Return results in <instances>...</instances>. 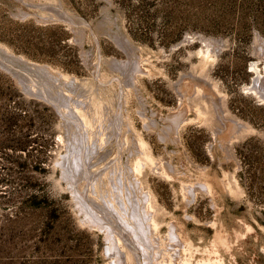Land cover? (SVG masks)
Instances as JSON below:
<instances>
[{"label":"rangeland","instance_id":"374dc122","mask_svg":"<svg viewBox=\"0 0 264 264\" xmlns=\"http://www.w3.org/2000/svg\"><path fill=\"white\" fill-rule=\"evenodd\" d=\"M263 40L264 0H0V264L111 263L76 194L86 182L64 172L79 131L103 142L95 193H115L117 163L127 204V184L140 205L149 192L155 264L172 241L191 264H264V102L247 88Z\"/></svg>","mask_w":264,"mask_h":264},{"label":"bare ground","instance_id":"6f19581e","mask_svg":"<svg viewBox=\"0 0 264 264\" xmlns=\"http://www.w3.org/2000/svg\"><path fill=\"white\" fill-rule=\"evenodd\" d=\"M59 7L60 8L57 10L58 14H59V16H61L63 18L64 17V13L62 11H60L61 10V6H59ZM65 14H67V13L65 12ZM67 15L72 19V17L69 14H67ZM263 44H261V45H263ZM215 45L217 46V44H215ZM207 51H208V48H207ZM120 64L124 65V63H120ZM252 67L254 69V77L252 78V81H251L250 85L247 86V88H248L249 92L252 95H255L256 97L260 98L264 102V73L261 72V69L257 68L255 63L252 65ZM199 90L200 89H198L197 91H199ZM200 92H198V93H200ZM52 100L53 99H51V101ZM65 105H63V103H61V102L59 103V105L55 104V106L57 107V109L61 113V115H64L63 114L64 111H67L68 115L70 113H72V112L66 110L67 108L65 107ZM218 111H219V109H218ZM217 114H219V112H217ZM74 115H75V113H74ZM219 116H221V115H219ZM69 117H71V116L69 115ZM79 118L81 119V122H83V124L86 125L85 124L86 122L82 119V117L79 116ZM118 118H117V120H118ZM72 120H73V118H72ZM99 122H100L99 124L101 126L102 119L99 120ZM118 122H119V120H118ZM111 124H112V122H110V120H109V128L108 129H109V131L112 132V127H111L112 125ZM237 124H238V122L233 121V120H229L228 126L229 127L231 126V127H233V129L236 130L237 128H235V127H236ZM100 126H99V128H100ZM171 126L169 125V127H171ZM107 127H108V125H107ZM78 128H77L78 130H81L79 126H78ZM170 129H173V128H170ZM111 132H109V135L112 134ZM79 133H80V142H81L80 144L81 145H78L79 142H77V141L79 139L78 140L76 139L75 141L77 142V145L79 147L78 150L76 149V152H75L73 149H71V151L75 152V155L72 156L71 160H69L64 155L65 158H63L62 163H63V165L65 167V171L64 172L69 177V179H70L69 182H70V184L73 187H75L77 185L76 183L79 182L82 179H84V181L86 182V183H84L86 186L84 187V190H82L81 192L79 190L75 189L76 190V194L78 195V199H79L80 205H82L81 207H83V211L85 213V219L90 223V225L95 226L96 228H99L100 230L102 229L106 233V237L108 238L109 243H110L107 247H108L109 252H111V254H112L111 255V257H112L111 263H107V264H142V262H143V264H155L154 263V262H156L155 261V259H156L155 253H161L162 251L159 250L158 248H156L157 250H155V248H154L155 244L153 243V239H151V237L148 236V235H150L149 233H152V232H150V230L152 231V227L150 228V225H144L143 224V220H144L143 217L144 216L146 217L145 219H147V220L149 219V221L152 219L151 216H150L151 215L150 214L151 207H150V202H149V197H148L149 196L148 195L149 192H148V194L144 193V195H145V200L143 199L144 200L143 201L144 204L140 205V202H139L137 196L135 197V195H134V197L132 198V196L129 195V193H131L132 189L134 191V187H135V186H133L134 184L131 183L132 184L131 186L127 184L125 192L128 191L126 193L127 194L126 198H128V201H129L128 202L129 205H128L126 203L125 198L123 197V195H122V197H120V194H119L120 193L119 189L121 187L123 188L122 185H123L124 182H123V179L121 178V175L119 174L118 166H117L119 164L117 163L116 165L112 166L110 172H111V175L113 174V176L117 174L116 177H118L117 180L119 181V185L120 186H117V184H115L116 181L112 182L113 189H114L113 192L115 191V193L113 195L110 194L111 195V199L109 198V196H110L109 194H108L109 195L108 197L105 195L106 192L105 193H103V192L95 193V192H97V188L100 186V182H99L100 178L96 177V175H100L101 170H100V172H98V171H99V169L101 167L100 168L99 167L95 168L96 165L93 162V160H92L93 158L92 157H94L95 155L97 156V153L100 152V149L102 147V143L103 142L101 144L97 145V143H95V141H92L91 144L87 142L88 145H87V143L85 145L84 140L82 138L81 131H79ZM84 133H87V132H84ZM87 134H89V133H87ZM100 134H102V133H100ZM93 136H94V133H93ZM93 136H90V137L93 138ZM73 145H71L72 148L74 147ZM84 149H85V151H83ZM68 151H70V150H68ZM69 155H71V154H69ZM141 164H142L141 160H139V159L136 160L134 168L135 169H140ZM159 170L161 172H163L162 169H158V171ZM112 178H114V177H112ZM113 180H115V179H113ZM120 182H121V184H120ZM139 187H140V185H139ZM121 193L123 194V191ZM112 197H114V199H112ZM77 202H78V200H77ZM130 211H131V213H130ZM140 213L143 214V217L141 216L142 214L140 215ZM130 214H131L132 217L130 216ZM148 216H150V218H147ZM131 219H134V222H132ZM154 224L151 222V225H154ZM139 226L141 227V230L143 231V234L140 233L141 230L139 231V228H140ZM174 226H175V224H174ZM148 228H149V230H148ZM174 232H175V229H174ZM130 234H132V236H130ZM124 236L126 238H128V240H126L124 238ZM180 237L182 238V236H180ZM144 239H145V241H144ZM120 240L123 241V245H122L123 249H121L118 246V243H120ZM176 240L179 242L178 239H176ZM183 240L184 239L182 238L180 240V242L183 241ZM143 242H144V244H143ZM172 242L175 243V241H172ZM172 242H171V244H172ZM174 243H173V246H171V244H170V247H173L172 251H171V254H169V255L167 253H165V255L162 254L165 258L164 257L161 258L160 255H159V257L161 258V259L159 258L160 259L159 260L160 261L159 264H191L190 260H188L187 256H186L188 254L189 250H190V245H189L190 243L188 244L187 242H185L182 245V247H180V249H178V247H176L174 245ZM138 248H139V250L141 249L142 254H141V252L138 251ZM139 254H141L142 260H141ZM195 264H208V262H205L204 260L199 259V260H197L195 262Z\"/></svg>","mask_w":264,"mask_h":264},{"label":"trees","instance_id":"16d2710c","mask_svg":"<svg viewBox=\"0 0 264 264\" xmlns=\"http://www.w3.org/2000/svg\"><path fill=\"white\" fill-rule=\"evenodd\" d=\"M56 27V26H55ZM42 28H44V29H46V28H51V26H49V25H45V26H43ZM31 43V45H30V49H28V50H25L26 51V53L30 56V57H32L33 59H37V60H45V61H49V62H54L55 61V59L53 58V54H52V52L50 51V49L48 48V49H45L44 47V44H41V42H30ZM39 45H41V46H39ZM47 47V46H46ZM39 53H41V54H39ZM61 64V63H60ZM62 66L64 65V64H61ZM64 68L66 67V69H69V70H71L72 68H69V67H67V66H63ZM18 113V115H21V112H22V110H21V108L17 111Z\"/></svg>","mask_w":264,"mask_h":264},{"label":"water","instance_id":"95a60500","mask_svg":"<svg viewBox=\"0 0 264 264\" xmlns=\"http://www.w3.org/2000/svg\"><path fill=\"white\" fill-rule=\"evenodd\" d=\"M48 7H51V9H53V10H57V9H55V7H52V6H48ZM60 11H62L63 13H64V17L62 18L61 16H59V14L57 13V15L63 20V21H66V22H68V23H70V24H72V23H74V19L72 20L67 14H65V11L62 9V7H61V10ZM195 37L196 38H198L199 40H201V41H205L206 40V38H204L202 35H200V34H198V35H195ZM190 39H192V37L191 36H188V35H185L178 43H176L175 45H174V47H177V46H180L183 42H188V41H190Z\"/></svg>","mask_w":264,"mask_h":264}]
</instances>
